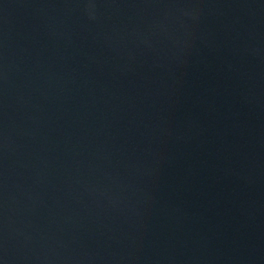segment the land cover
Listing matches in <instances>:
<instances>
[{
  "label": "water",
  "instance_id": "95a60500",
  "mask_svg": "<svg viewBox=\"0 0 264 264\" xmlns=\"http://www.w3.org/2000/svg\"><path fill=\"white\" fill-rule=\"evenodd\" d=\"M0 264H264V0H0Z\"/></svg>",
  "mask_w": 264,
  "mask_h": 264
}]
</instances>
